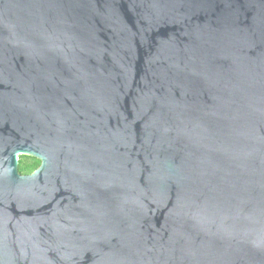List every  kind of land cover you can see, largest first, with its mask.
Returning a JSON list of instances; mask_svg holds the SVG:
<instances>
[{
    "label": "water",
    "instance_id": "95a60500",
    "mask_svg": "<svg viewBox=\"0 0 264 264\" xmlns=\"http://www.w3.org/2000/svg\"><path fill=\"white\" fill-rule=\"evenodd\" d=\"M0 264H264V0H0Z\"/></svg>",
    "mask_w": 264,
    "mask_h": 264
},
{
    "label": "trees",
    "instance_id": "16d2710c",
    "mask_svg": "<svg viewBox=\"0 0 264 264\" xmlns=\"http://www.w3.org/2000/svg\"><path fill=\"white\" fill-rule=\"evenodd\" d=\"M21 158L18 159V167H17L18 172L20 174L28 173V172H30L36 166L34 164H29V162L27 163L26 161H24Z\"/></svg>",
    "mask_w": 264,
    "mask_h": 264
},
{
    "label": "flooded vegetation",
    "instance_id": "af4514ba",
    "mask_svg": "<svg viewBox=\"0 0 264 264\" xmlns=\"http://www.w3.org/2000/svg\"><path fill=\"white\" fill-rule=\"evenodd\" d=\"M24 157H28V158H30L31 159V161H26L27 163L29 162V164H34V165H36L30 172H28V173H25V174H23V175H28V174H31L34 170H36L37 168H38V166H39V164H40V161H39V159H37V158H35V157H33V156H30V155H23Z\"/></svg>",
    "mask_w": 264,
    "mask_h": 264
},
{
    "label": "rangeland",
    "instance_id": "374dc122",
    "mask_svg": "<svg viewBox=\"0 0 264 264\" xmlns=\"http://www.w3.org/2000/svg\"><path fill=\"white\" fill-rule=\"evenodd\" d=\"M23 160H24V161H31V159L28 158V157H24Z\"/></svg>",
    "mask_w": 264,
    "mask_h": 264
}]
</instances>
